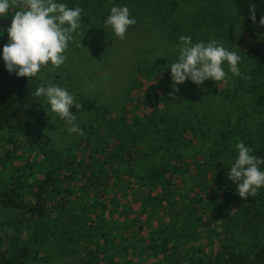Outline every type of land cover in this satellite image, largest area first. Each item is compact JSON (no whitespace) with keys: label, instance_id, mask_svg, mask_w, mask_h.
I'll return each mask as SVG.
<instances>
[{"label":"trees","instance_id":"1","mask_svg":"<svg viewBox=\"0 0 264 264\" xmlns=\"http://www.w3.org/2000/svg\"><path fill=\"white\" fill-rule=\"evenodd\" d=\"M65 1L69 8L82 9L75 36L106 31L111 7L127 6L136 27L154 24L170 44L181 43L183 35L196 42L224 43L219 7L204 6L196 17V11L194 16L186 14L171 0ZM230 1L241 19L245 49L241 50L252 59V68L229 89L244 99L238 122L225 128L210 126L197 107L205 96L198 95L190 79L174 92L168 68L142 98H131L136 106L150 108L145 114L126 108L113 114L98 104L97 96L81 102L80 109L73 106L77 119L92 113L94 121L83 123L89 131L83 129L82 142L57 151H50L41 135L50 118L47 99L34 94L46 83L40 74L27 78L9 72L3 60L7 28L17 8L0 17V148H7L10 162L17 161L1 181L0 208L20 211L30 222L26 240L0 244V264H37L41 244L52 232L68 251L79 253L73 264H133L135 256L136 264L159 257L156 264H264V187L256 196L242 199L228 178L231 168L223 167L238 142L264 158V26L259 23L264 0ZM252 4L255 24L249 16ZM159 49L160 45L150 54ZM136 62L132 81L136 89L143 85L141 78L148 80L164 70L161 65L172 64L166 56L153 61L145 56ZM224 69L228 71L227 63ZM223 110L225 120L229 113ZM260 170L264 171V164ZM188 182L200 187L195 195L188 192L193 191L187 189ZM124 196L131 200L123 203ZM133 201L139 204L136 212ZM117 209L124 213L123 230L107 219ZM160 211L163 215L158 219ZM131 214H136L134 219ZM244 220L255 221L257 233L249 240H239L234 233L232 224ZM130 227L136 230L128 236Z\"/></svg>","mask_w":264,"mask_h":264},{"label":"rangeland","instance_id":"2","mask_svg":"<svg viewBox=\"0 0 264 264\" xmlns=\"http://www.w3.org/2000/svg\"><path fill=\"white\" fill-rule=\"evenodd\" d=\"M176 2L184 9V12L190 13L194 16L196 11V17H200V8L204 6L219 7L217 14L224 21V29L222 31L223 37H221V43L225 48L230 51H236L241 57L240 70L242 75L236 77L230 72L228 76L219 82L209 78L202 84L194 86L198 87V95L205 96L204 103L197 104L198 109L205 115V119L209 121L210 126L214 128H225L228 123L238 122L240 117L244 114V99H241L238 93L233 92L230 94V88L235 86V81L238 82L243 76L252 68V59L244 53L242 50L244 41L241 39V19L232 6L230 0H171ZM57 2L65 3V0H57ZM207 6V7H208ZM206 18L207 16H203ZM187 18H194L187 16ZM194 21V19H193ZM194 21L193 23H195ZM105 27V25H104ZM106 31L89 32L86 35H73L74 40L69 42V46L65 55L67 59L63 65L58 69L46 68L42 69L40 77L44 80L47 87L49 85L60 86L65 88L70 94L75 97L76 102L80 103L87 99L98 97V104L105 105L115 113H121L126 108L127 110H136L137 115L145 114L150 111L147 106H136V101H131L134 95L143 97L148 89L149 85L156 86L162 79V72L170 68L169 65H161L159 71L155 76L149 78H141L143 84L140 88L136 89V84L132 82L137 74L136 60L138 58L143 59L148 56V60H155L158 56H166L169 58L170 63H174L178 60L179 49L181 43H169L162 38V34L159 29L154 28V24L150 25V28L146 25H140L136 27L130 26L128 28L126 39L120 40L115 36L110 26L106 27ZM157 29V30H156ZM81 42V46L80 45ZM193 43H197L193 41ZM258 42V41H256ZM264 42V41H263ZM252 43V42H251ZM160 45V49L150 54L153 49ZM247 48V46L245 45ZM242 49V50H241ZM151 55V56H150ZM178 55V56H176ZM150 56V57H149ZM171 58L175 61L172 62ZM165 66H167L165 68ZM171 70V68H170ZM150 73L149 72L147 74ZM144 74L142 76H146ZM191 80V79H190ZM237 82V85H238ZM208 84V85H207ZM210 85V88H209ZM223 92V94H218ZM155 91L159 93L164 92L162 88H157ZM228 92V93H227ZM135 96V97H136ZM130 100L126 103V101ZM207 103L206 108L203 107ZM49 109V123L44 130H41V135L48 142L50 151H57L68 147L72 143H76L81 139L79 135L70 134L67 129L68 125L64 120H61L57 114ZM223 111L229 113L228 117L223 120ZM136 114V112H135ZM211 114H214L213 117ZM237 114V118L235 115ZM129 117L132 118L133 114L129 113ZM95 116L91 113L86 117H80L76 120V123L80 128L85 129V132L89 131V128L83 126V123L94 121ZM51 125V128L49 127ZM238 156V149L234 148L233 152L224 159V165H227V169L231 168V163H234ZM11 159L7 156V148H0V184L1 181L11 174V166L17 165V161L10 162ZM221 169V168H220ZM224 170V169H223ZM188 188H193L188 192L191 195H195L199 191L200 187L194 186L191 182H188ZM121 199V198H120ZM123 203H127L131 200L130 197L124 196ZM133 200V199H132ZM134 210L139 208V204L133 201ZM111 208V207H110ZM235 209H232L234 212ZM158 219L163 215L160 211ZM122 211L117 209L112 210L111 215L107 216L109 222L119 223L121 229H125V221ZM136 214H131V219L135 218ZM221 222V218L217 219ZM223 221V220H222ZM156 224V222H154ZM234 227V233L239 240H249L257 233L255 221L244 220L237 225L232 224ZM128 236H131L133 230L136 227L126 228ZM30 232V222L22 214V212L14 209L0 208V244L3 242L22 241L28 238ZM122 233V231H120ZM243 237V238H242ZM246 238V239H244ZM134 240V239H133ZM56 238L55 232L50 233L45 243L41 244V252H39V259L37 264H73L75 257L79 255L76 252L68 251L64 243ZM131 241V240H130ZM59 242V243H58ZM39 247V245H38ZM76 257V258H77ZM75 259V260H74ZM162 258H154L147 261L146 264H156ZM133 264H136L138 257H132ZM105 264L104 262H102Z\"/></svg>","mask_w":264,"mask_h":264},{"label":"clouds","instance_id":"3","mask_svg":"<svg viewBox=\"0 0 264 264\" xmlns=\"http://www.w3.org/2000/svg\"><path fill=\"white\" fill-rule=\"evenodd\" d=\"M13 7L17 10L11 16V24L7 28L8 42L2 51L7 70L15 71L20 77L33 78L42 69L60 68L67 59L65 53L69 42L74 40L73 33L81 26L82 9L79 6L69 8L57 0H0V17H7ZM255 11L256 5H250L249 16L254 24ZM104 23L105 27H111L116 37L124 40L128 28L134 26L136 20L130 17L127 6H113ZM259 23L264 26V16H261ZM180 42L178 60L170 64L174 92H178L177 86L187 79L200 85L209 78L216 82L222 81L228 72L236 77L242 75V57L236 51L225 48L219 41L193 43L190 36L183 35ZM225 63L228 65L227 72L224 69ZM34 94L46 97L51 111L67 123L70 134L85 135L71 110L73 106L80 109L82 105L65 88L49 85L39 87ZM168 96L176 99L173 92H169ZM235 147L238 156L230 164L228 178L235 183L242 199L256 196L258 190L264 187V171L260 170L264 158L253 155L254 149L243 142H238Z\"/></svg>","mask_w":264,"mask_h":264}]
</instances>
